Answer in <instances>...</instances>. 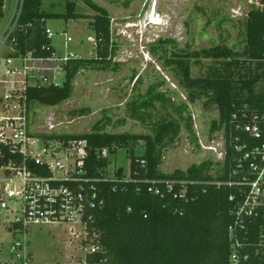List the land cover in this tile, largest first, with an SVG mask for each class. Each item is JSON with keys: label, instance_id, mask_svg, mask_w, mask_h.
Listing matches in <instances>:
<instances>
[{"label": "trees", "instance_id": "1", "mask_svg": "<svg viewBox=\"0 0 264 264\" xmlns=\"http://www.w3.org/2000/svg\"><path fill=\"white\" fill-rule=\"evenodd\" d=\"M83 1L97 13L91 23L95 57L69 60L62 85L28 89L26 105L55 107L71 97L73 80L81 69L103 70L110 66V57L115 54L110 42V18L92 0ZM261 4L262 9L253 8L247 13L245 47L241 53L216 47L194 54L192 58L214 61L205 76L191 77L188 54L173 53L160 59L163 67L176 72L179 86L186 91L190 103L205 97L206 108H216L218 112L216 126L224 130L225 156L214 174L210 173L209 162L192 166L186 172L165 174L160 170L164 149L177 141L182 128L191 142L197 144L187 105H176L161 92L150 94L132 115L137 120H151L152 135L105 133L95 127L81 135L38 136L48 142L59 141L65 147L72 141H85L84 165L93 179L108 175L109 157L117 150L125 149L130 159L128 172L116 168L115 181L98 184L103 205L93 212V220L87 224L85 242L98 250L86 255L85 264H231L228 227L233 222L235 202L229 198L235 189L217 188L209 182L227 180L228 167L235 156L232 128L248 121L253 114H264V0ZM4 5L5 0H0V19L4 16ZM82 17L75 13L72 3L66 5L64 15L57 16L41 11V0H22L16 27L7 41L14 50L9 57L51 56L54 49L45 34L46 21ZM164 43L175 47L172 40ZM155 102L160 104L158 109ZM152 116L156 119L152 120ZM139 142L145 146L144 153L137 156L134 148ZM103 150L107 152L105 157L101 156ZM7 156L0 160V166L6 163ZM125 176H129L128 181L121 180ZM167 182H173L176 195L184 191V197L174 198L173 193H168ZM151 187L159 189L161 195L149 192ZM261 224L257 222L251 230L252 246L247 249L249 259L245 264H264V256L256 244Z\"/></svg>", "mask_w": 264, "mask_h": 264}, {"label": "rangeland", "instance_id": "2", "mask_svg": "<svg viewBox=\"0 0 264 264\" xmlns=\"http://www.w3.org/2000/svg\"><path fill=\"white\" fill-rule=\"evenodd\" d=\"M92 1L110 18V42L115 50L110 66L103 70L81 69L73 80L69 99L55 107L27 105L25 117L20 114L22 106H17L16 100L7 107L0 100V116H3L0 118H22L15 123L17 128H26L30 137L37 138L39 135H81L95 127L105 133L152 135L151 120H137L132 115L150 94L161 92L176 105H187L197 144L191 142L182 128L177 141L164 149L160 170L165 174L186 172L192 166L209 162L212 164L210 173L214 174L224 156V130L216 126L218 112L216 108H206L205 97L190 103L186 91L179 86L176 72L163 67L160 59L173 53L188 54L191 77L205 76L214 61L192 58L194 54L216 47L241 53L245 47L247 13L253 8L262 9L261 0ZM20 2L5 0L4 16L0 19L1 41ZM68 3H72L75 13L83 17L68 21L48 19L46 28L54 34L51 46L57 55L74 53L79 58L95 57L96 43H89L87 38L94 36L91 23L97 13L83 0H41V11L62 16ZM64 33L72 39L66 47ZM167 40H172L175 47L165 44ZM12 53L8 45L0 48V80L5 74V60ZM154 104L158 109L160 104ZM12 105L16 106L10 108ZM155 119L152 116V120ZM144 146L143 142L135 146L137 156L144 153ZM109 162L110 176L116 168L128 172L130 167L125 149L117 150L109 157ZM6 230L0 217L1 261L5 260L14 241ZM73 231L68 225H33L25 230L24 237L16 236V239L25 242L26 250L37 264H84L90 251V244L85 243L87 233L79 226Z\"/></svg>", "mask_w": 264, "mask_h": 264}, {"label": "built area", "instance_id": "3", "mask_svg": "<svg viewBox=\"0 0 264 264\" xmlns=\"http://www.w3.org/2000/svg\"><path fill=\"white\" fill-rule=\"evenodd\" d=\"M21 4L22 0L9 27L3 32L0 48L8 45ZM45 34L50 40L54 37L48 28ZM62 36L66 47L72 39L65 33ZM87 41L96 42L92 36ZM77 58L74 53L61 56L55 51L47 58L32 55L8 57L4 63L6 68L3 67L5 74L0 80V100L5 107L16 100L17 106H22L20 114L25 117L27 90L61 86L67 62ZM17 121H22V118H0V160L8 155L6 163L0 166V217L7 227V234L14 238L8 255L4 261L0 260V264H37L26 250L25 242L16 236L24 237L25 230L33 225H68L71 232L79 226L87 233L93 212L103 205L98 184L112 181L115 177L114 174L101 179L88 176L84 165L87 156L85 141H72L66 147L59 141L46 142L40 137H30L26 128H17ZM232 133L235 135L231 140L235 156L229 164L227 180L209 184L235 189V194L229 198L235 202L233 222L228 227L231 243L229 261L231 264H245L249 259L247 249L252 246L249 243L253 235L251 230L257 222L262 223L257 232V249L264 256V114L251 115L248 121L232 128ZM223 148L225 156V144ZM106 155L103 150L101 156ZM121 180L128 181L129 176ZM165 185L167 192L173 193V182ZM149 192L161 195L154 187L149 188ZM184 193H173V197L182 198ZM97 250L98 247L90 245L88 254Z\"/></svg>", "mask_w": 264, "mask_h": 264}]
</instances>
